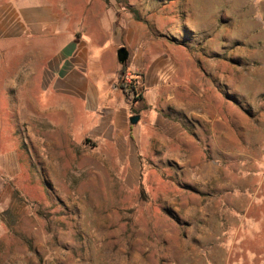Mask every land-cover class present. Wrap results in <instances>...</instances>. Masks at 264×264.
Here are the masks:
<instances>
[{
  "label": "rangeland",
  "instance_id": "1",
  "mask_svg": "<svg viewBox=\"0 0 264 264\" xmlns=\"http://www.w3.org/2000/svg\"><path fill=\"white\" fill-rule=\"evenodd\" d=\"M3 10L0 264H264V0Z\"/></svg>",
  "mask_w": 264,
  "mask_h": 264
},
{
  "label": "crops",
  "instance_id": "2",
  "mask_svg": "<svg viewBox=\"0 0 264 264\" xmlns=\"http://www.w3.org/2000/svg\"><path fill=\"white\" fill-rule=\"evenodd\" d=\"M6 11L3 10L2 12L0 11V41H3L5 44V47L11 48V46L14 44L12 43L11 45L9 44V41H15V39H19L21 36L18 35L17 30H14V27L12 24L15 22H18V16L15 17L16 20L12 19L10 21H7L5 19ZM24 28V25H21V31ZM17 29V28H16ZM22 60V59H21ZM18 61L13 62V60L6 61L5 58H1L0 60V95L7 94L8 90L14 89V86L17 85H23V79H25V75L23 74L27 69L24 67V62H21L22 65L18 66ZM14 73L15 77L10 75V73ZM19 72H23L21 75L18 74ZM29 78H31L29 76ZM18 80H21L18 82ZM17 88V87H16ZM8 161L5 158H1L0 156V169L1 170H6L8 172Z\"/></svg>",
  "mask_w": 264,
  "mask_h": 264
},
{
  "label": "water",
  "instance_id": "3",
  "mask_svg": "<svg viewBox=\"0 0 264 264\" xmlns=\"http://www.w3.org/2000/svg\"><path fill=\"white\" fill-rule=\"evenodd\" d=\"M129 55H130L129 50L125 46H122L117 50V58L121 64H125L128 61ZM139 120H140V115H133L130 117V122L132 125H136L139 122Z\"/></svg>",
  "mask_w": 264,
  "mask_h": 264
},
{
  "label": "trees",
  "instance_id": "4",
  "mask_svg": "<svg viewBox=\"0 0 264 264\" xmlns=\"http://www.w3.org/2000/svg\"><path fill=\"white\" fill-rule=\"evenodd\" d=\"M126 68H125V65L122 67V73L124 74L125 72H126V70H125ZM122 88H123V91H124V93L125 94H129V92L130 91H134V89H135V86L132 84V85H122Z\"/></svg>",
  "mask_w": 264,
  "mask_h": 264
}]
</instances>
